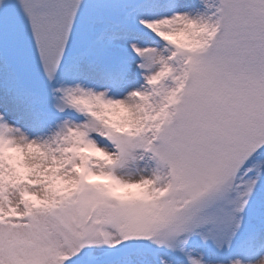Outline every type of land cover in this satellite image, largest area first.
<instances>
[{
  "label": "snow or ice",
  "instance_id": "1",
  "mask_svg": "<svg viewBox=\"0 0 264 264\" xmlns=\"http://www.w3.org/2000/svg\"><path fill=\"white\" fill-rule=\"evenodd\" d=\"M0 264H264V0H0Z\"/></svg>",
  "mask_w": 264,
  "mask_h": 264
}]
</instances>
